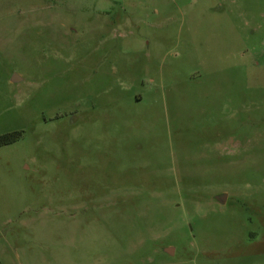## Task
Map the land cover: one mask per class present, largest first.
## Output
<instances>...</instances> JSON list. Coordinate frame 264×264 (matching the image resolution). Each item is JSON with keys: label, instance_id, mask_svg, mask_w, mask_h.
Instances as JSON below:
<instances>
[{"label": "rangeland", "instance_id": "rangeland-1", "mask_svg": "<svg viewBox=\"0 0 264 264\" xmlns=\"http://www.w3.org/2000/svg\"><path fill=\"white\" fill-rule=\"evenodd\" d=\"M11 133L0 264H264V0H0Z\"/></svg>", "mask_w": 264, "mask_h": 264}, {"label": "trees", "instance_id": "trees-1", "mask_svg": "<svg viewBox=\"0 0 264 264\" xmlns=\"http://www.w3.org/2000/svg\"><path fill=\"white\" fill-rule=\"evenodd\" d=\"M17 133L4 134L0 136V143L11 142L15 139Z\"/></svg>", "mask_w": 264, "mask_h": 264}, {"label": "water", "instance_id": "water-1", "mask_svg": "<svg viewBox=\"0 0 264 264\" xmlns=\"http://www.w3.org/2000/svg\"><path fill=\"white\" fill-rule=\"evenodd\" d=\"M17 78H18V76H15V77H14V80H16ZM223 197H224V195L218 196V199H219V200H222ZM166 250H167L168 252H171V251H172V248H167Z\"/></svg>", "mask_w": 264, "mask_h": 264}]
</instances>
